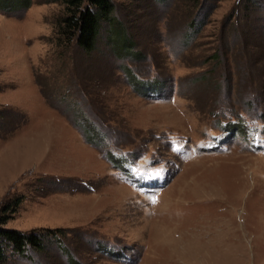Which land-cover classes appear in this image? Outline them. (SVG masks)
<instances>
[{"label":"rangeland","instance_id":"1","mask_svg":"<svg viewBox=\"0 0 264 264\" xmlns=\"http://www.w3.org/2000/svg\"><path fill=\"white\" fill-rule=\"evenodd\" d=\"M113 2L86 52L0 0L5 226L60 229L13 264H264V0Z\"/></svg>","mask_w":264,"mask_h":264},{"label":"trees","instance_id":"2","mask_svg":"<svg viewBox=\"0 0 264 264\" xmlns=\"http://www.w3.org/2000/svg\"><path fill=\"white\" fill-rule=\"evenodd\" d=\"M59 1L63 6L59 16L61 33H64L70 40H74L86 52L95 49L102 24H111L112 21H117L113 16L114 0ZM21 114H19L18 124L15 125L16 129L26 121H24V114L22 116ZM15 128L11 131L14 132ZM4 132L6 133V131ZM87 139L89 140V138ZM21 200L22 197L18 196L0 204V264H13L12 258L16 254L25 257L32 250L41 252L45 247L44 239L49 234H52L51 236L55 239L60 232V229L44 228L23 231L6 227L7 221L17 211Z\"/></svg>","mask_w":264,"mask_h":264}]
</instances>
